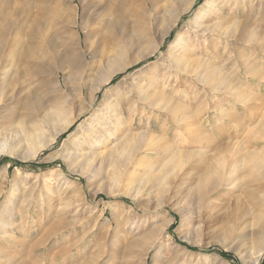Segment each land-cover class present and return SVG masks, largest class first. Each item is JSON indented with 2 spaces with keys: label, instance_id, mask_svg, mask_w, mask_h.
I'll list each match as a JSON object with an SVG mask.
<instances>
[{
  "label": "rangeland",
  "instance_id": "rangeland-1",
  "mask_svg": "<svg viewBox=\"0 0 264 264\" xmlns=\"http://www.w3.org/2000/svg\"><path fill=\"white\" fill-rule=\"evenodd\" d=\"M161 1L0 0V6L7 7L0 17V29L5 31V39L0 42V65L9 72L5 93L28 90L22 95L37 98L33 116L56 102H67L64 113L73 120L50 149L34 158L32 150L18 139L20 120L27 115L23 108L16 110V114L9 111V117L0 114V231L9 234L0 237V264H21L24 260L28 264H168L169 259L159 254L158 249L143 256L144 246L165 224H171L168 246L176 258L170 264H264V255L257 261L264 243V176L244 170L232 173L231 185L215 193V207L208 213L191 208L190 196L187 199L184 195L200 179L199 174L193 173L210 166L212 158L218 155L216 146L250 142L251 149L256 148L258 135L254 131L264 114V0H210L214 2L210 11L203 5L206 0L178 1L175 8H184L186 4H193V8L181 16L178 26L166 38L168 21L156 22L162 16L157 10ZM100 9L115 12L118 36L129 38L132 43L126 56L130 60L139 58L104 89L120 83L122 86L126 78L131 84L144 72L152 76L177 53L171 46L176 35L187 30L191 34L189 43L198 50L197 58H210L216 68L221 66L231 85L243 91L239 97L225 93L218 102L220 94L211 92L207 81L173 77L168 93L183 104L185 115L191 119L180 127L174 121L177 116L151 109L137 100L136 106L143 104L142 107L148 108L141 111L139 107L132 118L134 133L148 131L158 137L159 144L171 145L176 150L206 151L168 165L162 178L158 166L168 161L163 153L142 152L139 158L149 160L148 166L140 167L139 178L130 182L116 184L110 178L87 179L69 169L58 156L78 149L85 135V124L92 120L104 95L98 94L93 109L88 104V89L82 100L68 99L72 79L58 59L46 65L42 74L37 73V65L21 59L28 49H45L46 43L57 36L70 48V54H75L76 32L84 38V31L73 23L82 25ZM233 14H237L241 23L255 22L262 31L259 46L230 36H196L192 29L191 24L218 21L221 31H229L228 21ZM230 33L233 35L234 31ZM235 34L239 37L240 31ZM239 47L247 56L240 66ZM210 82L215 84L216 80ZM120 88L116 95L129 90L126 85ZM115 98L112 102H116ZM82 109L86 113L80 115ZM228 114L235 119L231 121ZM130 120L128 115L127 121ZM261 143L258 149L264 156ZM153 165L158 168L151 169ZM151 172L155 177L145 179ZM225 215L235 219L231 220L234 227L228 235L229 229L223 226Z\"/></svg>",
  "mask_w": 264,
  "mask_h": 264
},
{
  "label": "bare ground",
  "instance_id": "bare-ground-1",
  "mask_svg": "<svg viewBox=\"0 0 264 264\" xmlns=\"http://www.w3.org/2000/svg\"><path fill=\"white\" fill-rule=\"evenodd\" d=\"M178 1L182 0H162L160 3L161 5L159 4L160 9H157L161 11L160 15L162 16L157 17L156 22L162 23L164 20H167L169 25L164 32V38L178 26L177 23L181 19V16L193 8V4H186L184 8L180 9L175 8ZM8 2L11 3V0H8ZM213 3L214 2L210 0H206L203 5L204 7H209L210 11L214 7ZM6 8L7 7L0 6V17L4 16ZM114 14L115 12L112 10L100 9L96 15L88 18L82 25L76 22L73 23L74 27H80V30L84 31V38H82L79 31L76 32V47H74L75 54L73 55L70 54V48L62 43V38H58L59 36H57L51 38L50 43H46L47 47L45 49H28L27 52L21 56V59L28 64L37 65L39 67L37 73L39 74L43 73V69L46 65H50L58 59L62 63L64 71L68 72L72 79L73 87L71 93L68 95V99L70 97H75L82 100L88 89L90 95L88 104L93 109L98 101V94L103 93L104 95V99H102L103 102L100 107L94 111L92 120L85 124V135L82 137V143L79 145L78 149L58 156L63 158L69 169L71 168L77 173L79 172L87 179L99 177L101 179L110 178L113 182H116V184L126 181L130 182L133 178H139L140 167L148 166L149 160L139 158L142 152L148 155L152 153H163L164 156L168 157V161L163 163L162 166H158L162 178L167 173L168 165L178 164L180 159H190L194 154H204L206 151L200 150L195 152L192 150L187 152L180 149L176 150L173 149L171 145L159 144L158 137L154 138L148 131L140 133L138 131V134L134 133V128L132 126L134 120L132 118L137 115L139 107L141 111L148 108L146 105L142 107V103L141 106H136L137 100H141L151 109L155 108L168 115L177 116L174 121L177 126L180 127L183 125V122L189 120V117L185 115L186 108L182 106L183 104L181 105L179 100L175 99L174 96H170L168 93V88L173 77L178 78L179 76H185L197 78L203 82L207 81L209 90L213 93L220 94V96L217 97L218 102L221 101V97L225 93L226 95L239 97V94H242L243 91L241 93L238 91V88L234 87L233 84L231 85L228 77L222 74V70H220L221 66L220 68H216L217 66L215 67L212 65V60L210 58H197L199 56L198 50L194 49L189 43L191 34L187 32V30L177 34L174 45L171 46L173 51L177 53L170 57L168 64H165L163 68H158L152 76H147L146 72H144L141 78L137 79L136 77L132 80L131 84L128 83L129 78H126L122 86L120 83V86L114 85L108 87L107 90L104 89V87L110 84L119 73L126 72L132 65L139 61V58L130 60L126 56L129 46L132 44L131 39L118 36L116 31L118 21H116ZM236 17L237 14H233L230 19L231 21H228L229 31H221L219 29L221 23L218 21H214L212 24L195 23L191 25L196 36H206L210 34L219 38L230 36L239 42L245 43L247 41L250 45L254 44L259 46L263 38H260L261 35L259 31L261 30L258 29L255 22L246 21V23H241ZM211 19L213 18H210V20ZM1 26L2 25H0V28ZM238 30L240 31V35L236 37L235 33H237ZM232 31H234L233 35L230 33ZM3 39H5V31L0 29V42ZM242 53L239 47L238 55L236 54L239 58V66L243 64L247 58V56L245 57ZM215 65H217V63ZM8 79L9 72H7L5 66L3 67L0 65V114L1 116L9 117V111L13 110L16 114V110L23 108V111H25L27 115L20 120L22 126L17 130L18 139L21 144L32 150V155L36 158L45 150L50 149L60 135L67 131V127L73 122V120L71 118L68 119L64 113V104L67 102H56L49 108H46L44 112L33 116L32 111L37 102L35 99L37 98L35 96L33 97L32 94L22 95L28 91L25 89L15 94L13 91L7 95L5 89L6 83L9 82ZM215 80V84L210 82ZM160 82H162V84ZM124 85L129 87V90H125V93L116 95L115 91L121 89L120 87H124ZM103 89L105 91H103ZM177 94L178 93H176V95ZM115 96L116 102H112ZM86 109H82L80 115L85 114ZM128 115H130V122L127 121ZM227 116L226 117L231 119V121L235 119L233 114H228ZM253 121L254 119L250 122ZM186 128H188V126ZM255 128L254 133L257 134L258 137L255 136L257 141L253 138V141L256 143V148L254 150L251 149L250 146L252 144L250 142L249 145L245 143L231 144L227 142L223 144V146H216L218 155H213L214 157L212 158V162H210V166L204 170L198 169L197 171H195V168L193 174H199L200 179L184 194L187 199L190 196L188 204L191 208L194 206L197 212L200 211L205 213H208L210 209L212 210L216 204V200L213 199L215 193L229 187L232 183V173L238 170L252 173L259 172L264 176V156L260 153V148L258 149L259 144H262L261 142L264 143V114L262 119L257 122ZM154 167L157 166L153 165L151 169H156ZM147 175L145 179L155 177L152 172ZM227 216L225 215V223H223V226L229 229L226 235H228L229 232L233 230L232 227H234V223H231V220L234 219L233 216ZM221 219L223 220V218ZM3 222L4 219L1 220V223ZM170 226L171 224H165L158 235L153 237L148 245L144 246V257H147L150 251L158 249L159 254L167 258V260L169 259L168 264L174 262L176 258L174 259V256L172 257L173 250L168 246L170 243ZM54 229H56V227ZM51 233L53 232L51 231ZM262 234L264 235V229H262ZM4 235L7 236L9 234L0 231V237L3 238ZM263 255L264 243L261 244L257 261L260 262ZM21 264L28 263L24 260Z\"/></svg>",
  "mask_w": 264,
  "mask_h": 264
},
{
  "label": "trees",
  "instance_id": "trees-1",
  "mask_svg": "<svg viewBox=\"0 0 264 264\" xmlns=\"http://www.w3.org/2000/svg\"><path fill=\"white\" fill-rule=\"evenodd\" d=\"M3 160H5V159H3ZM6 160H7V159H6ZM15 164H17V165H21V163H17V162H15ZM226 256H229V255H226ZM226 256H225V257H226Z\"/></svg>",
  "mask_w": 264,
  "mask_h": 264
}]
</instances>
